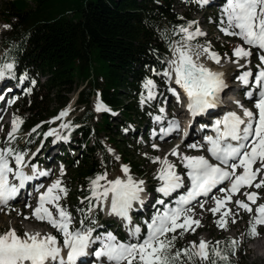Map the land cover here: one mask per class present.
Instances as JSON below:
<instances>
[{
	"label": "snow or ice",
	"instance_id": "1",
	"mask_svg": "<svg viewBox=\"0 0 264 264\" xmlns=\"http://www.w3.org/2000/svg\"><path fill=\"white\" fill-rule=\"evenodd\" d=\"M196 3L204 7L209 5L210 0H196ZM218 27L224 35L238 37L242 41V44L233 48L231 56H224L238 69H242L235 78L245 87V96L252 101L253 107L246 108L236 101L241 109L240 113L226 112L212 125L213 135H205L203 142L186 145L188 149L206 150L208 156L181 153L178 144L163 159L159 156L149 157L153 163L160 165L156 174V179L160 182L156 192L160 194V198L153 205V215L144 221L146 232L139 225H133L130 215L134 204L143 205L141 193L144 192L145 182L136 180L127 165H121L123 176L108 179L105 171L90 179V195L82 203L88 204L86 218L94 208L99 207L102 210L106 208L109 215L121 219L135 242H122L112 232L94 236L95 227H88L84 220L80 221V227H73L71 212L60 203L68 192L63 184L64 168L61 165L59 177L44 191H40L44 188L43 183L34 185V191L38 193L37 203L34 208L30 203L25 204V207L32 209V214L31 217L24 218L47 222L56 230L62 242L57 235L51 233L42 235L40 232H25L21 236L15 229H8L0 233V264H77L81 257L89 255L88 250L97 243L99 247L92 252L97 264H104L105 259L107 264H195L196 260L201 264H231L229 254L235 253L238 243L232 238L216 241L214 244L202 238L198 244L192 241L187 247H175L178 230L180 237H183L189 231L194 233L196 227L201 225L200 219L194 218L197 203L202 210H207L214 216L219 213L216 224L226 230L228 217L231 216L235 223V216L238 215L227 207L233 202V195L244 188L264 187V0H225L220 10ZM173 34L179 35L180 39L174 43L169 41L172 58L166 62L168 66L162 71H152L165 81L174 82L182 90L187 98V110L194 120L209 109L216 108L221 93L228 87L223 79L224 74L211 70L202 62V58L216 64H220L222 58L213 50L211 41H205L204 44L193 43L199 37L207 36L199 27L198 21L179 25L173 30ZM162 36L167 39L166 34ZM253 50H256L255 53ZM254 54L259 61L255 72L250 67ZM241 60L244 61L243 64L240 63ZM16 67L14 60L9 61L7 57L0 60V81L16 79L17 86L29 81L26 71L17 76ZM30 83L34 86L36 81L33 79ZM143 88L147 95L142 94V104L156 98L157 84L153 79H145ZM6 91L12 92V89L8 88ZM24 91L30 94L32 88L28 87ZM168 91L180 101L181 92L176 87L169 85ZM4 99V95L0 94V100ZM16 99L17 97H12L7 103L14 104ZM95 110L110 111L99 99ZM69 111L67 108L61 110L52 120L42 122L62 121L59 128H50L42 133L44 139L54 137L53 143L69 141L70 135L62 134L60 129H68L70 132L79 127L71 121L63 122ZM159 112L161 114L156 115L154 120L157 123L167 120V127L162 126L159 133L154 132L153 135L164 140L174 132L178 133L180 124L176 119H167L163 115V107ZM23 123V118L14 113L8 135L0 147V209L8 207L31 182L52 174L50 170L40 169L37 164L32 163L40 149L29 157L26 150L12 146ZM40 127L41 125H36L31 133H37ZM206 127L202 126V130ZM187 135L185 132L184 137ZM152 147L158 148L156 144ZM108 151L111 152L112 149ZM168 155L178 158L185 170L183 173L177 171L176 164L169 161ZM116 159L120 158L117 156ZM213 160L216 162L213 163ZM256 164L259 167H254ZM28 168L31 169L30 173L26 171ZM225 184L228 186L224 187ZM214 190L222 195H215ZM177 192L179 195L173 198V194ZM243 195L247 202L237 199L234 203L237 208L252 213V205L260 199L259 194L256 191H245ZM208 199L215 206L205 209ZM81 212L83 214L84 210ZM91 223L94 224L95 221ZM261 225H264V203L255 208V215L249 221L246 234L256 237L259 235L257 227Z\"/></svg>",
	"mask_w": 264,
	"mask_h": 264
},
{
	"label": "trees",
	"instance_id": "2",
	"mask_svg": "<svg viewBox=\"0 0 264 264\" xmlns=\"http://www.w3.org/2000/svg\"><path fill=\"white\" fill-rule=\"evenodd\" d=\"M184 1L191 4V0ZM175 3L176 0L3 2L0 18L9 30L2 39L4 49L0 60L5 57L14 60L17 76L25 71L29 74V81L20 85L19 100L12 117L15 113L23 118L21 134L41 125L37 133H32L35 136L31 146L38 143L50 125L42 122L57 115L68 105L77 87L82 86L76 103L84 106L85 112L72 120V124L79 127L70 131L69 142L76 157L67 155V171L62 178L68 189L67 195L76 199L75 206L79 209L78 201L90 195V179L108 171L107 145L117 151L134 178L146 177L148 164H156L149 159L152 155L140 151L143 148L140 136L151 131L154 117V104L141 103L142 94L147 95L143 82L147 78L155 81L158 101L169 95L166 81L152 70L164 69V59L171 53L169 41L180 38L173 30L188 21H196L192 15L180 13ZM162 34H166L167 39ZM227 51L230 52L225 48L217 50L219 54ZM33 79L36 81L34 86L30 83ZM13 80L18 84L16 79ZM28 87L32 88L30 94L24 91ZM96 99L102 100L110 109L102 112L99 118L93 110ZM141 126L144 129H139ZM16 148L27 151L24 144ZM97 150L100 157H97ZM129 150H134V154ZM61 153L64 155L68 151L64 149ZM87 209L88 204L83 214ZM96 219L100 220L99 213ZM109 223L114 221L104 222L112 228ZM246 224L248 229L249 221ZM247 229L243 245L252 239L246 234ZM178 231L177 249L186 247ZM120 235L121 241L126 242L123 232ZM228 238L238 242L235 253L229 254V260L231 264H240L237 254L246 247H242L237 238L223 233L212 243ZM195 264L201 262L196 260Z\"/></svg>",
	"mask_w": 264,
	"mask_h": 264
},
{
	"label": "rangeland",
	"instance_id": "3",
	"mask_svg": "<svg viewBox=\"0 0 264 264\" xmlns=\"http://www.w3.org/2000/svg\"><path fill=\"white\" fill-rule=\"evenodd\" d=\"M4 1L5 0H0V10L2 8ZM175 7L180 13H183V14L188 13L192 15V18H194L196 21L199 22V27L201 28V30L207 33L206 37H199L198 40L194 41L193 43L198 42L200 44H204L205 41H211L212 48L214 51L217 52V50L225 48L227 50H230V52L227 51L226 53L229 56H231L232 50L236 45L242 44V41L238 37H229L219 31L218 24H219V14H220L221 6L217 2L214 1V2L209 3V5L201 7L196 3V0H191V4H188V2H185L184 0H176ZM5 26H8V25L3 19L0 18V57L3 54V49H4L2 46L3 44L2 39L9 30V27L6 28ZM179 39L174 40V42H176ZM220 55L222 58V62L220 64H216L213 61L207 60L204 58H202V62L205 63L207 67H211L214 69L216 68L219 70L224 69L226 77L228 79V83H231L233 85L232 90L238 95L240 93L239 91H241L239 90L240 82L238 81L239 82L238 83L235 77L240 74L241 70L238 69L236 65L231 63L227 58H225L224 54H220ZM171 58H172V49H171V53L168 56H166V58L164 59V69L168 66L166 62ZM251 61L252 62H251L250 67L252 69H255V66L258 63L257 57L255 54L251 58ZM240 63L243 64L244 61L241 60ZM160 79L165 80L162 76H160ZM166 83L168 84L170 82L166 81ZM81 87L79 86L77 87V90L71 94V99L68 105L61 109V110H64L66 108L70 109L68 115L64 118L63 122H67V121L72 122V120H74L77 116H80L85 112V107L78 106V104L75 102L78 91L80 90ZM8 88H11L12 92L6 91V89ZM19 88L20 86H16L14 84L13 79H6L4 81H0V94L4 95L5 97L4 100H0V111H3L2 114L0 113V117H2V119H0V146H3L2 142L7 137L8 132L11 127L12 112L15 108V104L19 100V97H18V91L20 90ZM12 97H17L16 102L14 104L9 105L7 101L11 99ZM153 101L154 100H151L150 102H153ZM148 104L150 105V103ZM250 104L253 105L252 101H250ZM95 105H96V102L93 105V110L95 111L96 116L99 118L103 111L97 112L95 110ZM154 106H156L152 108L154 117L156 115L161 114L159 112V109L162 107L165 109V113L163 115H165L167 119L168 118L172 119L174 117L173 119H178L179 121V119L183 117L182 116L183 112L182 114L179 113V110H180L179 104L177 105L174 102H171L168 104L167 102H164L161 105H159L158 103L156 105L154 104ZM168 107L169 109H167ZM61 110H59V112ZM115 115H118V114L115 112ZM53 117L48 118L47 121L52 120ZM154 117L151 120V124H152L151 131L147 134L143 133L142 136H140L143 142V148H141L140 151L144 154L148 153L149 155H152L153 157L159 156L161 157V159H163L166 154L170 153L172 148H174L178 143L181 142V137H182V134L186 126L183 122L179 121L180 131L178 133H174L172 136H169V137L167 136L164 140H161L159 139L158 135L154 136L153 133L154 132L159 133V130L162 126L167 127V120H165L162 123H157L154 120ZM61 122L62 121H56L55 123H52L54 124L52 128H59V125ZM50 128L51 127H49L48 130ZM139 129H144V128L143 126H141ZM48 130L46 129V132ZM60 131L64 135H71L67 129H60ZM34 136L35 135H32L31 131L22 133V134L18 133L17 139L15 140L12 146L16 148L24 144L28 151L29 157H31L32 153L37 152V149L44 147L43 150L42 149L39 150V152L37 153V156H35L34 158L35 164H37L40 169H48L52 173L50 177L44 178L42 182L44 185V188H41L40 191H44L45 188H47V186L50 183H52V181L56 180L59 177L61 165H63L64 174L66 173L67 155L69 154L70 157H76V153H74L73 150H70V147H69V142L71 141L70 139L67 142L58 141L56 143H53L54 137H48L44 143H43L44 140L40 139L41 140V141L39 140L40 142L31 146V144L34 141ZM41 138H43V136ZM193 142H201V139L199 138V139H194V140H188L187 137L186 138L183 137V144L182 146H180L179 151L181 153H186L188 155H205V156L209 155L206 150L197 151L193 149H188L186 147L187 144L193 143ZM94 143H95V139H93L92 141V144ZM153 144H156L158 148H153L152 147ZM78 147L79 146L76 145V148ZM106 147H107V155H108V163H109V168L107 171L108 179H114L117 176H123V173L121 172V165H124V164L122 163L120 159L119 160L116 159V157L118 156L117 151L112 146L107 145ZM59 148L63 150L66 149L68 153L64 155L62 154L63 156H61V158L60 156L56 157V155L61 154L60 153L61 151H59ZM108 149H112V151L109 152ZM133 151L134 150H129L130 153H133ZM96 154H97V157H100V153L98 150ZM168 159L169 161L176 164L178 172L183 173L185 171L183 167L181 166L177 157L168 155ZM159 167L160 165L158 163L148 164V166L146 167L147 176L142 177V178H135L136 180H143L145 182L144 189L148 191L149 197L151 200V203L149 204L148 208L141 207L138 210H136L138 213V216L137 214H134L133 216H131L133 225H139L142 228V231L144 229L146 230L144 221L148 220L153 215L155 211L153 205H155V201L158 198H160V196H158L155 193L156 188L158 186L157 184L159 183L158 181H156L157 180L156 174H157V170L159 169ZM256 167H259V164H256ZM28 170H31V169L28 168ZM130 174L132 175L131 171H130ZM154 174L155 176H153ZM151 179H154L153 182L151 181ZM101 183H103V181ZM153 185L155 187H153ZM226 186L228 185L226 184ZM245 191L258 192L260 199H258L256 205H259L260 203H264V187L260 189H256L255 187L241 189L240 193L233 195V198H232L233 202L227 205V207L232 210L233 214L238 213V215L235 216V220H236L235 223L232 222L231 216L228 217V223H227L226 230L219 228L216 224V220L219 218V215H220L219 213L216 214V216H214L211 212L207 210H202L199 207V204L197 203L195 206V217L194 218L200 219L201 225L199 227H196V230L194 233L189 231L184 234L183 239H184V243L186 244V247L192 241H195L198 244L202 238L212 243L216 238L220 236V234L225 233L234 238H237L242 244V247H246L244 251L239 252L237 254V257L240 260L239 261L240 264H264V225L257 227V231L259 235L254 237L252 242H249L243 245V242H244L243 235L247 229L246 222L250 221L252 216L255 215V205L252 206L253 212L248 213L247 211L243 209L237 208L236 204L234 203L235 200L237 199L245 200L247 202L246 197L243 195ZM36 193L37 192L31 193L29 196L31 198L30 199L28 198V200H25V201L18 200L16 202L10 203L8 207H4L0 209V233H3L7 231L8 229H15L19 235L23 236L25 232L31 233L32 231H37V232H41L42 235L46 233H51L53 235H57L58 239H61V237H59V234L56 232V230L52 228L46 222H38L34 218H30V219L24 218L25 216L31 217L32 209L25 207V204L30 203L32 207L34 208L35 207L34 204L37 202L35 200ZM173 198H175V193L173 194ZM75 200L76 199H74L72 195L69 194L65 198H62L60 201L61 205L65 206L71 212L74 218L73 227H77V228L80 227L81 226L80 221L84 220L85 224L88 227L91 226L90 225L91 221H95L94 227L97 231L107 229V226L104 225L103 222L113 220L111 219V217H107L106 215H104V211L101 208L96 207L94 208L90 216H87L86 218L87 213L82 214L81 210H85L87 203H84V202L82 203L81 200L78 201V203L81 204V207L79 209L75 206ZM214 206H215L214 202L211 199L207 200V203H205V209H210ZM95 212L100 214L101 220L102 219L103 220L106 219V220L102 221V223H101V220L98 221L95 217ZM114 221H115L114 228L116 229V232L117 233L123 232L124 235L129 237L130 234H129L127 227L125 226V223L124 222L121 223L118 219ZM259 239L261 240L256 241L253 244L254 240H259ZM104 264H107V263L104 262Z\"/></svg>",
	"mask_w": 264,
	"mask_h": 264
},
{
	"label": "bare ground",
	"instance_id": "4",
	"mask_svg": "<svg viewBox=\"0 0 264 264\" xmlns=\"http://www.w3.org/2000/svg\"><path fill=\"white\" fill-rule=\"evenodd\" d=\"M211 70H213V71H215L216 70V68L214 69V68H211V67H209ZM218 72H220L221 70H217ZM224 75H226L225 74V70L223 69L222 71H221ZM242 87V86H241ZM181 112V114H182V111H180ZM186 117H187V115H185ZM185 119H179V121H181V122H184L185 123V121H184ZM206 117L205 118H202V119H194L191 123H189V124H187V128H188V130H187V132H188V135H187V139L188 140H194V139H197V138H199L200 137V135H201V133L204 131V130H202V126H206ZM175 133V132H174ZM173 133V134H174ZM172 134V135H173ZM172 135H170V136H172ZM169 137V136H168ZM182 146V145H181ZM44 148V147H43ZM37 156V155H36ZM32 163H35V161L33 160V162ZM26 171H28L29 173L31 172V170H28V169H26ZM44 180V178H41V179H39V180H37L36 182H39V181H43ZM32 186H33V183L31 182V184H29V187H28V189H27V191L25 192V193H27V192H30L31 191V189H32ZM144 193V192H143ZM142 193V194H143ZM146 196V195H145ZM148 196H149V194H148ZM33 197V196H32ZM31 198V197H30ZM29 198V199H30ZM34 206H36V203L34 204ZM33 233L34 232H37V231H32ZM41 233V232H40ZM261 239H259V240H254V242H253V244L256 242V241H260ZM259 244V243H258ZM256 245V244H255ZM64 255H66V254H64Z\"/></svg>",
	"mask_w": 264,
	"mask_h": 264
}]
</instances>
